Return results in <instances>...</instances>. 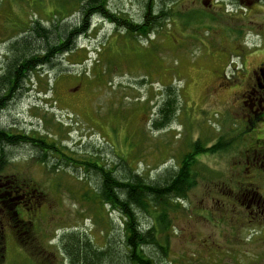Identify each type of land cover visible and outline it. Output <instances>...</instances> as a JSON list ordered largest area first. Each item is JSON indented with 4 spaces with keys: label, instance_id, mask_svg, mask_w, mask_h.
I'll return each instance as SVG.
<instances>
[{
    "label": "rangeland",
    "instance_id": "obj_1",
    "mask_svg": "<svg viewBox=\"0 0 264 264\" xmlns=\"http://www.w3.org/2000/svg\"><path fill=\"white\" fill-rule=\"evenodd\" d=\"M79 6L0 0V76L11 43L29 36L33 22L49 29L57 21L76 24ZM111 7L141 20L137 0H112ZM173 7L146 37L130 38L94 17L71 50L34 62L13 92L0 88V128L44 139L75 159L34 142L6 147L0 179L22 185L10 208L0 205V264H69L61 239L71 232L101 247L121 242L124 216L91 200L97 178L84 161L130 167L153 180L179 165L196 141L228 144L197 155L195 184L171 213V264H264V216L252 219L248 207L250 195L264 197V172L246 168V148L264 138V120L255 129L246 121L260 113L259 96L247 91L264 69V0H178ZM168 84L174 92L167 93ZM172 94L175 117L156 128Z\"/></svg>",
    "mask_w": 264,
    "mask_h": 264
},
{
    "label": "trees",
    "instance_id": "obj_2",
    "mask_svg": "<svg viewBox=\"0 0 264 264\" xmlns=\"http://www.w3.org/2000/svg\"><path fill=\"white\" fill-rule=\"evenodd\" d=\"M137 1L143 10L140 21L133 20L124 11L112 9V0H79L76 24L62 26L57 21V24H53V28L49 29L39 21L33 22L32 29L29 28V36L11 43L12 57L0 76V88L6 89L8 93L13 92L20 79L26 77L32 70L34 62L47 63L56 55L71 50L76 39L88 32L94 17L108 21L130 38L137 35L146 37L173 16V5L178 2V0ZM191 15L192 13H187L186 17L189 18ZM65 19L66 17H62L59 20ZM168 86L167 93L174 92L173 86L170 84ZM2 100L3 96L0 103ZM176 103L177 97L174 94L167 96L154 120L156 128L163 127L173 120L177 111ZM28 142L36 143L35 146L41 149H54L68 160H75L44 139L16 135L0 128V171L9 161L6 147ZM227 144L228 142L218 141L207 148L201 141H196L193 151L186 155L179 165L165 169L153 180L131 170L130 167L124 166V170H116L115 167L103 165L99 161L90 159L84 161L86 168L92 169L97 178L91 192V200H98L102 205L119 210L124 216V228L122 241L111 240L106 247L97 246L94 240L78 232L65 234L61 239V246L69 264H171L172 261L169 259L171 213L177 211L195 184L196 173L192 171V167L197 155L206 151L225 149ZM46 156L44 152L38 159L44 162ZM5 184L7 186L3 189L2 185ZM18 185L22 184H19L15 177L0 179L2 209L7 206L10 208L14 200L10 198L16 196L14 193L20 189ZM8 187L13 193L6 198L5 195L10 192ZM34 190L36 192V188L32 191ZM34 196L36 197V194ZM15 203L18 204L17 201Z\"/></svg>",
    "mask_w": 264,
    "mask_h": 264
},
{
    "label": "flooded vegetation",
    "instance_id": "obj_3",
    "mask_svg": "<svg viewBox=\"0 0 264 264\" xmlns=\"http://www.w3.org/2000/svg\"><path fill=\"white\" fill-rule=\"evenodd\" d=\"M256 74V83H253L251 86V89L247 91V94L250 93L252 96L257 94L256 96H259V100L257 103L259 104V112H253V120L252 117L248 115V119L246 118V121H248L250 124L253 125L255 129V125H258L261 121L264 120V69L259 68V72H255ZM251 97V96H248ZM253 105H250V109H252ZM253 110H251L252 113ZM248 123V124H249ZM247 150V165L246 168H249L250 170L261 172L263 170L264 172V138H257L253 144H251L249 147L246 148ZM250 152L252 156H250ZM250 184L252 181L249 182ZM246 185V182L245 184ZM244 189H247L245 186ZM257 195V194H255ZM260 199H256L253 197V195L249 197L248 199V207L252 209L251 214L252 219H259L260 216H264V197L259 196ZM16 199V198H15ZM0 213L5 214L6 213L0 209ZM1 216V215H0ZM0 223H2V220L0 219Z\"/></svg>",
    "mask_w": 264,
    "mask_h": 264
}]
</instances>
